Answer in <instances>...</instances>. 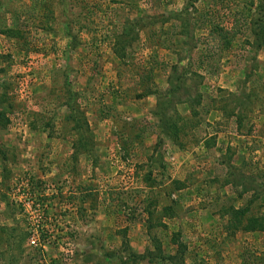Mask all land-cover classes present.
<instances>
[{
  "label": "rangeland",
  "instance_id": "obj_1",
  "mask_svg": "<svg viewBox=\"0 0 264 264\" xmlns=\"http://www.w3.org/2000/svg\"><path fill=\"white\" fill-rule=\"evenodd\" d=\"M263 24L0 0V264H264Z\"/></svg>",
  "mask_w": 264,
  "mask_h": 264
},
{
  "label": "built area",
  "instance_id": "obj_2",
  "mask_svg": "<svg viewBox=\"0 0 264 264\" xmlns=\"http://www.w3.org/2000/svg\"><path fill=\"white\" fill-rule=\"evenodd\" d=\"M30 243H31L32 245H34V244H35V241H34L33 239H31V240H30Z\"/></svg>",
  "mask_w": 264,
  "mask_h": 264
},
{
  "label": "trees",
  "instance_id": "obj_3",
  "mask_svg": "<svg viewBox=\"0 0 264 264\" xmlns=\"http://www.w3.org/2000/svg\"><path fill=\"white\" fill-rule=\"evenodd\" d=\"M263 28H264V24H263ZM220 31H223V30L221 29ZM211 34H213V33H211ZM211 34H210V35H211Z\"/></svg>",
  "mask_w": 264,
  "mask_h": 264
}]
</instances>
